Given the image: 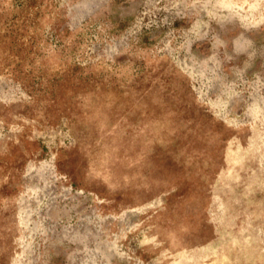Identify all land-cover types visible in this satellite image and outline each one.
<instances>
[{"label": "rangeland", "instance_id": "rangeland-1", "mask_svg": "<svg viewBox=\"0 0 264 264\" xmlns=\"http://www.w3.org/2000/svg\"><path fill=\"white\" fill-rule=\"evenodd\" d=\"M0 264H264V0H0Z\"/></svg>", "mask_w": 264, "mask_h": 264}]
</instances>
